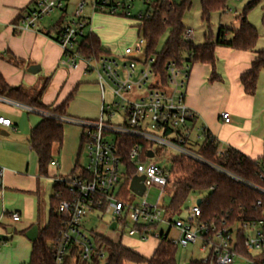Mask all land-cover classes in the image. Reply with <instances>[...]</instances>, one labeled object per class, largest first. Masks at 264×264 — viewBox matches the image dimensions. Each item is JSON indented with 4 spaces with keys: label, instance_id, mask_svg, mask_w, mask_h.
<instances>
[{
    "label": "built area",
    "instance_id": "obj_1",
    "mask_svg": "<svg viewBox=\"0 0 264 264\" xmlns=\"http://www.w3.org/2000/svg\"><path fill=\"white\" fill-rule=\"evenodd\" d=\"M137 1L80 0L58 40H55L64 51V65L74 69L84 62L86 72L96 73L102 96V110L98 119L60 116L14 102L28 112H39L43 117L74 123L84 130L88 163L76 175L60 179L68 180L73 196L62 201L58 207L64 220L63 228L52 246L55 259L58 264H64L70 244L76 242L83 259L92 260L96 253L95 246L85 222L90 215L97 213L110 216V222L103 229L109 232L104 236L113 241L127 236L140 241L167 239L176 246L184 247L198 243L200 250L208 253L204 261L208 264H233L235 258L243 260L245 264H264V163L259 170V181L255 183L210 162L200 154L207 129L198 124V114L186 103L191 65L186 63L179 66L171 60L165 65L163 78L153 66L155 56H146L145 40L141 37L134 46L128 45L118 55L110 53L93 58L78 51L77 46L83 36L88 31L92 32L87 8L92 15L100 13L138 23L150 17L154 1L163 0H141V6L137 5ZM66 6V0H36L26 10L20 23L12 25L13 30L36 29L45 16L54 10L63 11ZM187 33V37L193 39L192 30H187ZM107 87L111 89L110 103L106 102L105 97ZM0 99L8 101L6 98ZM221 119L229 123L231 116L228 112H222ZM11 126V119L0 116V133ZM155 147L164 149L165 156L169 149L174 156H184L205 164L257 192L258 197L243 218H237L231 211L205 215L203 205L207 195L173 214L170 205L165 204V198L172 199L175 193L172 168L167 170L155 162L146 161L151 159L148 155L150 152L153 153L152 158L156 156ZM225 153V150L218 148V156L222 157ZM132 167L136 174L131 173ZM4 173L5 169L0 167V179ZM135 176H144L145 191L142 196L130 189ZM153 187L161 192L155 203L146 199ZM134 196L141 200L132 202L131 197ZM198 199L202 200L201 204L197 203ZM184 212L187 217L181 218ZM177 215L180 217L176 218ZM11 218L17 222L20 215L13 212ZM114 222L116 228L113 230L110 226ZM172 229L179 232L178 240L169 239V230ZM101 258H104V254Z\"/></svg>",
    "mask_w": 264,
    "mask_h": 264
},
{
    "label": "crops",
    "instance_id": "obj_2",
    "mask_svg": "<svg viewBox=\"0 0 264 264\" xmlns=\"http://www.w3.org/2000/svg\"><path fill=\"white\" fill-rule=\"evenodd\" d=\"M33 2L34 0H0V73L10 86H24L27 89L39 88L46 78H50L41 100L46 106L53 108L63 103L77 88L70 105L83 98H86L87 102L76 118H99L102 96L98 82L96 81L95 87L91 89L92 93L87 96L86 92L90 87L83 83L85 77L96 73L86 72L84 62H80L74 69L63 64V49L46 34L49 31L53 33L56 22L54 24L43 19L36 29L21 32L13 30L12 25L20 23L26 9H30ZM96 14L111 27L109 36L105 38L107 45L104 46L101 42L102 48L116 55L122 54L129 44L121 43L124 48L113 52L110 47L116 44L111 39H123L126 29L135 27L130 20L129 27L119 24L120 20L126 18ZM98 26L99 24L92 23L91 18V30L96 35ZM135 30L138 37L137 29ZM12 56L19 60V64L10 61ZM255 56L252 51L217 46L216 78L211 79V64L191 65L186 87V103L198 114V124L204 125L217 139L219 149L227 151L234 148L247 157L264 163V136L261 135L259 121L256 120L259 113L256 95L247 94L240 81L241 76L250 69ZM33 65L38 67L36 73L28 70ZM70 105L66 116L73 117L69 112ZM222 112L230 114L229 123L221 119ZM25 114H28L27 119ZM32 114L36 117L30 116ZM0 116L12 121V126L4 128L0 133V167L5 169L0 179V264H27L32 252V241L27 237V233L33 227H37L39 231L45 227L41 226V223L46 221L39 170L38 176L33 172L28 173L29 167L25 163V156L29 151L35 154L28 142L30 131L42 120L43 115L39 112H28L14 101L0 99ZM53 161L55 163L49 166L54 183L69 176L76 166L72 164V160L63 157ZM8 207L12 211L8 210ZM13 212L19 213V221L11 218ZM7 221L8 224L5 223ZM132 239L137 242L155 240L150 251L135 248L145 256L152 255L158 245V240L153 238L147 241Z\"/></svg>",
    "mask_w": 264,
    "mask_h": 264
},
{
    "label": "trees",
    "instance_id": "obj_3",
    "mask_svg": "<svg viewBox=\"0 0 264 264\" xmlns=\"http://www.w3.org/2000/svg\"><path fill=\"white\" fill-rule=\"evenodd\" d=\"M36 0H34L35 2ZM192 0H163L154 1L149 18L141 22H133L137 29L138 37L145 40L144 51L147 57L155 56L153 66L160 75L165 77V65L173 60L179 66L188 63H209L213 67L211 79L216 78V47L225 46L237 50L252 51L256 54L250 69L241 78L244 91L254 95L257 89L259 76L264 70V49L255 50L259 33L247 19L248 10L252 9L259 0H253L247 4L240 18L237 29L221 27L215 40L207 39L202 44H197L187 37V28L183 24L185 13L191 8ZM227 0H200L202 18L208 20L212 11L226 9ZM32 3V5L34 4ZM27 10V9H26ZM67 6L63 10L61 18L56 22L53 33L46 34L54 40H58L63 26L67 24ZM230 34V36H229ZM166 36L165 43L158 48L161 39ZM78 51L87 57H99L108 55L110 51L102 48L100 38L93 32H87L78 44ZM10 61L19 64V60L12 56ZM50 78H46L39 88L27 89L24 86H10L0 73V97L8 100L29 105L36 109L53 112L60 116L67 114L70 102L73 100L77 88L57 107L46 106L41 98L48 86ZM64 122L43 117L42 120L30 131L28 142L35 152L38 161L40 176L48 174V166L54 160L53 150L55 146L61 148L64 139ZM136 140H133L135 142ZM131 142V144L133 143ZM81 148L84 149V137L81 140ZM218 141L209 132L205 134L200 146V154L220 167L252 182L259 181V170L263 162L253 160L237 149L229 148L225 155H217ZM145 157V155H144ZM171 173L174 176L175 193L171 199L170 210L173 214L179 213L189 195L193 192H208L207 200L203 208L205 215L226 214L231 211L237 218H243L244 213L249 211L252 203L258 197L257 192L219 173L211 167L188 159L184 156H173ZM84 166L76 164L69 176L82 171ZM131 173L136 174L132 167ZM128 183L126 185L127 189ZM54 193L51 196L48 223L40 228L37 238L32 241V252L27 264H58L53 244L56 242L60 230L63 228V217L59 212V204L71 199L73 194L69 190L68 180L56 181ZM243 213V214H242ZM89 236L95 246V254L91 261L84 260L80 247L76 242L69 246L64 264H177V246L167 239L158 240L154 252L145 256L137 250L130 248L120 241H113L103 234L90 230ZM104 254V258L101 255ZM190 264H208L204 261L192 260Z\"/></svg>",
    "mask_w": 264,
    "mask_h": 264
},
{
    "label": "rangeland",
    "instance_id": "obj_4",
    "mask_svg": "<svg viewBox=\"0 0 264 264\" xmlns=\"http://www.w3.org/2000/svg\"><path fill=\"white\" fill-rule=\"evenodd\" d=\"M80 0H66L67 3V20L71 17V15L74 12L75 5ZM88 2L90 0H87ZM253 0H227L226 1V9L224 10H217L212 11L210 13V16L208 20H204L202 18V7L200 0H192L191 8L185 13L183 17V24L188 30H192V36L193 40L197 44L204 43L207 39L215 40L217 37V34L221 27L223 28H230V29H237L240 24V18L244 13V9L247 6L249 2ZM137 5L141 6V0L137 1ZM62 10H54L51 14L44 17L45 21H50L55 24V22L59 21L62 15ZM87 12L89 16L92 18V23H97L99 26L97 27V35L100 37L101 42L104 46H106V36H109L111 27L107 24L104 19H101L98 14L92 15V12L89 8H87ZM247 19L249 22L257 29L259 33V39L256 45L255 50H263L264 49V0H259L257 2V5H255L252 9L248 10L247 12ZM133 23V20L126 18L120 20V25H126L129 27L130 21ZM97 21V22H96ZM99 21V22H98ZM133 25V24H132ZM125 36L123 39H116L113 38L111 41L115 43L116 45H113V47H110L113 52L120 51L122 48V44L126 42L125 44L129 45H135L138 42V37L136 36V30L135 28H128L125 31ZM230 36V34H229ZM121 40V41H120ZM166 36H164L160 44L158 46L159 49L163 46L165 43ZM122 43V44H121ZM97 81V77L95 74H90L88 77H85L83 80V83L88 85L90 88L88 92H86V96L90 95L91 89L95 87V83ZM101 93V90H100ZM256 95V102H257V111L259 112L256 116L257 122L259 121L260 126V132L261 135L264 136V70L261 71L259 76V81L257 85V89L255 92ZM105 97L106 102L110 103L112 101V95H111V89L107 87L105 89ZM86 98L80 99L75 103H71L69 112L73 114L74 116L72 118H76L78 115V112L86 107ZM73 105V107H72ZM26 119L27 115L25 114ZM35 114H32L30 116H34ZM80 116V115H79ZM40 117V116H39ZM42 118V117H40ZM98 119V118H97ZM64 139L61 148L58 146H55L53 150V158L58 159L60 157H63L69 161L72 160V164L75 166L78 164L79 166H86L88 163V157L85 148H81V140L83 137V128L77 124L70 123V122H64ZM157 154L154 158H151L149 160H146L147 162H155L159 166L170 170L173 166L172 157L174 156L173 152L169 151L167 149V156H165L166 152L162 148H157ZM25 163L28 164V173L33 172L37 175L38 172V164H37V158L36 155L29 151L27 155L25 156ZM27 173V174H28ZM59 175V174H58ZM69 176L63 177L62 179H66ZM39 182L41 184V187L43 188V204H44V213L46 216L45 223H41V226H46L48 223V217H49V211H50V204H51V195L54 193L53 191V184H54V178L51 176V168L48 166V176H40ZM160 189L153 187L147 194L146 199L149 202L155 203L157 201V198L160 195ZM22 194V193H21ZM208 194V192H193L189 195L185 206L189 207L193 205V202L199 198V197H205ZM141 199L134 196L131 197L132 202H138ZM165 204L170 205L171 204V198L166 197L165 198ZM9 208V207H8ZM8 210L12 211L11 208ZM99 216V217H97ZM180 216H176V218H179ZM186 213H182L181 218H186ZM110 222V216L107 214L104 215H98L92 214L89 216V220L87 219L85 222V228L87 230L95 229L96 231L102 233L103 235L107 236L109 232L107 230H104L103 227L107 225ZM8 224V221L5 222ZM164 228V227H163ZM165 229L168 232V226L165 225ZM179 238V232L175 229L169 230V239L171 240H178ZM155 240H149L147 242H137L136 240L132 238H128L127 236H124L122 238V243L130 248H139L142 250H145V252L150 251L151 247L154 245ZM2 248V245H1ZM208 257V253H204L200 250V245L197 244H190L186 247L177 245V253H176V259L177 264H190L192 260H198V261H205ZM233 264H245V262L239 258H235L233 261Z\"/></svg>",
    "mask_w": 264,
    "mask_h": 264
},
{
    "label": "water",
    "instance_id": "obj_5",
    "mask_svg": "<svg viewBox=\"0 0 264 264\" xmlns=\"http://www.w3.org/2000/svg\"><path fill=\"white\" fill-rule=\"evenodd\" d=\"M30 72L36 73L38 71V67L33 65L28 69ZM149 157L152 158L153 157V153L150 152ZM144 176H135L131 183H130V189L135 192L136 194L142 196L144 191H145V186H144ZM202 200L198 199L197 203L201 204ZM111 229H115L116 228V223L114 222L113 224H111ZM11 232V230L9 229V233ZM38 236V228L37 227H33L28 233H27V237L31 240L34 241Z\"/></svg>",
    "mask_w": 264,
    "mask_h": 264
}]
</instances>
